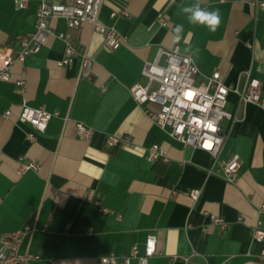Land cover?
Returning a JSON list of instances; mask_svg holds the SVG:
<instances>
[{
  "label": "crops",
  "instance_id": "obj_1",
  "mask_svg": "<svg viewBox=\"0 0 264 264\" xmlns=\"http://www.w3.org/2000/svg\"><path fill=\"white\" fill-rule=\"evenodd\" d=\"M195 2L103 0L100 19L124 38L115 49L92 23L71 29L64 18H53L54 32H70L92 57L91 73L81 75L80 58L60 65L65 42L52 36L38 53L12 64L10 79H0V234L34 227L20 244L39 256L28 264H51V258L105 264L102 255H126L133 244L142 248L149 233L157 235L159 248L149 264H264L258 258L262 244L253 239L259 218L264 226L258 211L264 204V108L238 106V94L229 93L226 109L239 117L222 120L219 157L233 151L241 157L240 175L229 181L211 171L218 162L208 151L183 146L132 95L134 83L146 80L145 62L160 47L175 46L195 59L203 75L220 70L228 85L241 86L251 69L264 93V8L248 0H201L202 8L220 11L221 24L211 32L178 12ZM37 9V0L21 9L0 0V48L35 28ZM177 24L184 25L179 36ZM21 78L24 91L17 85ZM23 101L54 112L45 130L19 119ZM76 121L95 129L90 140L77 135ZM108 134L130 140L111 147ZM153 143L167 150L168 160L147 159ZM27 160L40 167L20 173ZM197 187L202 191L194 200L190 192ZM207 212L228 226L213 223ZM132 264H138L135 258Z\"/></svg>",
  "mask_w": 264,
  "mask_h": 264
},
{
  "label": "built area",
  "instance_id": "obj_2",
  "mask_svg": "<svg viewBox=\"0 0 264 264\" xmlns=\"http://www.w3.org/2000/svg\"><path fill=\"white\" fill-rule=\"evenodd\" d=\"M17 8H25L31 0H13ZM37 21L32 31L20 35L15 43H9L0 48V79L11 78V66L17 61H24L29 55L38 53L52 36L64 40V55L59 60L62 66L72 64L77 58L81 61V75L88 76L92 70V57L86 53L73 39L70 32H54L51 26L53 18L62 17L69 28H77L84 22L93 24L96 30L105 34L106 46L115 49L124 40L123 36L113 25H107L100 19V8L103 0H37ZM224 1V0H222ZM254 8H264V0H248ZM116 11L112 16H116ZM165 23V20L161 18ZM164 59V62L161 59ZM142 74L145 81H137L132 86V95L140 104H145V111L161 127L185 147H198L208 151L218 162L216 174L222 175L229 181H235L240 175L241 157L236 151L230 153L226 159L219 155L225 141L222 120L227 117L235 120L238 113L226 109L228 96L231 91L238 94V106L253 102L264 108V93L262 81L252 74L251 69L244 71V82L241 86L228 85L220 70L216 69L209 75H203L195 59L188 53L180 51L178 46L173 48L160 47L154 59L147 60ZM20 91L25 90V79L17 80ZM157 104V108L151 104ZM13 110L8 108L4 114L10 116ZM54 112L44 105L32 106L26 101L21 104L19 119L27 121L39 130H45ZM76 133L79 137L90 140L95 129L83 121L75 122ZM30 140L35 139L33 133L28 134ZM129 135L108 134L106 142L115 147L120 143H127ZM149 161L159 158L168 160L167 150L158 143L149 146L147 155ZM40 167L36 160L21 161L18 167L20 173L28 169ZM202 189L191 190L194 200L200 197ZM104 210H109L103 207ZM112 211V210H111ZM258 211L264 213V204ZM211 221L228 226L222 217L207 212ZM34 227L30 224L22 228L0 234V264H28L39 256L30 251L20 249L24 234ZM253 239L262 244L258 254L264 259V226L259 218L253 227ZM159 252L158 237L149 233L144 246L133 244L130 252L119 256L114 252L102 255L100 260L105 264H132L135 258L138 264H149L151 257ZM189 257H185L188 259ZM51 264H59L56 258L49 259Z\"/></svg>",
  "mask_w": 264,
  "mask_h": 264
},
{
  "label": "clouds",
  "instance_id": "obj_3",
  "mask_svg": "<svg viewBox=\"0 0 264 264\" xmlns=\"http://www.w3.org/2000/svg\"><path fill=\"white\" fill-rule=\"evenodd\" d=\"M178 12L182 13L187 22L191 25H201L206 27L209 31L215 32L221 24V15L218 9L207 10L201 7V0H196L195 3L189 5H181ZM184 25L177 24L175 26V33L179 36L183 32Z\"/></svg>",
  "mask_w": 264,
  "mask_h": 264
}]
</instances>
